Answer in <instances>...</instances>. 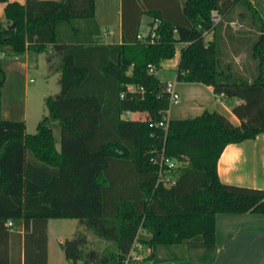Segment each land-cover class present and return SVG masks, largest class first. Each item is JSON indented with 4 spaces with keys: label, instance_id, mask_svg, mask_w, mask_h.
I'll list each match as a JSON object with an SVG mask.
<instances>
[{
    "label": "trees",
    "instance_id": "1",
    "mask_svg": "<svg viewBox=\"0 0 264 264\" xmlns=\"http://www.w3.org/2000/svg\"><path fill=\"white\" fill-rule=\"evenodd\" d=\"M0 2L6 3L8 26L15 24L12 30L0 24V55L21 58L50 49L47 61L57 58L60 73V92L45 99L47 116L35 134L26 133L23 121L0 120V264H47L50 219H75L109 244L106 251L87 250L86 235L77 233L60 245L70 264H124L135 242L151 253L128 264L163 261L156 255L159 248L183 245L201 250L200 260L211 263L216 215H264L263 190L225 185L217 175L226 146L264 134V22L248 6L258 27L248 77L231 64L221 66L222 24L211 22L213 13L223 18L246 0H185L177 21L131 11L118 45L96 41L95 0ZM145 13L152 18L147 40L160 21L153 44L137 39ZM209 34L212 40H206ZM177 47L176 81L211 88L239 125L208 111L192 119H166V83L156 72L175 57ZM4 83L0 58V95ZM125 112L146 117L127 120ZM166 121L165 130L160 123ZM162 150L181 163L168 188L157 184L158 167L151 162ZM120 174L125 182L117 191ZM9 221L24 223L18 259L12 240L20 238L6 227ZM141 230L149 237H139Z\"/></svg>",
    "mask_w": 264,
    "mask_h": 264
},
{
    "label": "crops",
    "instance_id": "2",
    "mask_svg": "<svg viewBox=\"0 0 264 264\" xmlns=\"http://www.w3.org/2000/svg\"><path fill=\"white\" fill-rule=\"evenodd\" d=\"M184 1L185 0H95L94 19L100 28V35L96 37V41L104 45L121 44L123 23L125 19H129V13L137 9L146 12L160 13L162 16L171 20H180L181 18L178 13ZM13 2L23 5L26 0H7V3ZM5 5L6 3L0 2V24L8 27V23L4 16ZM144 17L149 19L147 22L148 27L152 22V18L148 14L145 13L141 16L139 28V35L141 37H146L149 33V31L144 34L141 33V25ZM50 56H53L50 49L47 53L39 55L26 53L21 58H6L1 54L0 58L3 60V70L5 73V83L2 92L9 87H15L16 78L14 75L16 71L19 75V70L22 68L24 71L32 68L33 71L40 75L43 90H58L60 79V73L57 71L58 59L53 57L51 61L48 62L47 59ZM239 57L241 56L234 57V55H232V59ZM173 59H175L174 64L169 65L170 68L166 70L174 74V83L180 99L178 105L180 117L177 118H180L179 120L192 119L201 115L204 111H208L216 112L224 116L235 126L239 125V121L231 112V108L223 101L215 99L211 88L199 83L177 82L175 71L180 59L178 47ZM164 62L170 63L171 60ZM168 82L171 81H165L164 83ZM25 96H27L26 93ZM47 97L49 96L43 97L44 101ZM130 115H143V118L137 120H143L146 117V114L141 113H130ZM166 119L173 120L171 109L167 112ZM21 121L25 123L26 131L25 115ZM217 175L222 184L264 191V134L257 136L254 140L226 146L217 162ZM51 220L71 221L75 219L48 220L46 231L47 264H51V256L48 247V230ZM10 222H12V228L8 226V223L6 227L11 232L15 222L20 224V229L16 230L14 233V235L19 236L20 240H16L15 238L13 240L16 241L12 240V255L13 258L18 259L22 257L23 254L22 238L25 230L24 223L22 221ZM57 241L59 242V247L61 243L64 242L62 239ZM96 241L99 242L102 240L97 238ZM14 242L16 244L15 246ZM103 243L105 242L103 241ZM215 245V257L211 263H204L200 259L195 258H178L173 255L171 259H167L166 257L163 258V261L153 263V260H151L146 264H264V215H216ZM13 246L17 254L13 251ZM59 249L60 252L58 253L57 259L61 264H66L67 260L65 259L64 253L61 247ZM148 253H151L150 249H148ZM157 258L162 259L160 257Z\"/></svg>",
    "mask_w": 264,
    "mask_h": 264
},
{
    "label": "rangeland",
    "instance_id": "3",
    "mask_svg": "<svg viewBox=\"0 0 264 264\" xmlns=\"http://www.w3.org/2000/svg\"><path fill=\"white\" fill-rule=\"evenodd\" d=\"M246 2L247 3L238 2L234 4L232 10L225 17H219L220 21L218 24H222L220 32L222 37L220 47L221 66L224 67L226 64H231L235 73L240 75L243 74L248 77L249 71L254 68V63L250 59V43L256 38L258 30V27L254 26L252 23L251 10H255L264 22V0H246ZM248 6H251L252 9H249ZM216 14L217 13H213L212 16ZM148 20L149 19L147 17L143 18L141 25V33L143 34L149 31V27L147 25ZM230 37H232V40H230ZM212 38V34L206 36V40H212ZM232 55H234V57H241L232 59ZM174 62L175 59H172L170 63L164 62L161 68L156 72V76L161 82H174L173 72L166 70L167 68H170L169 65L174 64ZM14 77L16 78L15 87H9L4 92L1 91L0 120L21 121L25 115L26 132L28 134H35L37 124L45 116H47V110L45 108L43 97L57 95L60 92V87L56 91L43 90L42 79L37 72L33 71L32 68H29L28 70L26 69L25 71L22 68L19 70V75L16 71ZM25 93L27 96H25ZM179 102L180 99L177 104L170 105L173 120L180 119L177 118L180 117L178 112ZM141 118H143V115H130L127 120H137ZM117 177L118 179L115 186H117V191H119V188H122V185H124L123 183L125 182V178L121 174L119 176L117 175ZM19 229L20 224L15 222L12 233H15V231ZM80 232L85 233L87 236V250L93 249L95 251L102 252L108 249L109 244L106 242L103 243V241L97 242V238L92 233L87 232L76 220H51L48 230V247L51 256V264H61V262L57 259L58 253L60 252L59 242L57 240H70ZM143 236L146 238L149 237L148 234L141 230L139 232V237ZM15 245L16 244L14 243V246ZM136 250V254L141 258L140 261L149 256L147 249L136 248ZM13 251L17 254L15 247L13 248ZM156 255L162 259L173 255L178 258L187 257L200 259L203 252L201 250H191L187 245H183L172 247L170 251H165L164 249L159 248ZM66 264L70 263L67 261Z\"/></svg>",
    "mask_w": 264,
    "mask_h": 264
},
{
    "label": "built area",
    "instance_id": "4",
    "mask_svg": "<svg viewBox=\"0 0 264 264\" xmlns=\"http://www.w3.org/2000/svg\"><path fill=\"white\" fill-rule=\"evenodd\" d=\"M219 17L220 16H218L217 14L212 16L211 22H212L213 26H216L219 23V21H220ZM158 25H160V21L156 20L154 22L153 27L150 30L149 40H147L148 35L146 37H141L140 35H138L137 39L139 41H147L151 44L155 43L156 40L158 39V35H157V31H156V28L158 27ZM148 70L150 73H152L154 71V67L149 65ZM164 91L168 95L170 105L178 103L179 95L177 93L174 82L166 83ZM129 115H130V112H125L123 114V118L128 119ZM160 126L166 130L167 129V121L165 123H160ZM151 162L158 167L157 184H161L162 186H164L166 188L173 186L175 184V180H176L175 176L178 174V170L181 167V163L174 160V159H170V158L166 157L164 155L163 150L161 152H159V154L156 157L152 158ZM8 226L11 227L12 222L9 221ZM136 248L141 249L142 246L139 245L137 242H135L133 244L129 254L126 257L124 264H128L129 262H137L141 259L136 254L137 253Z\"/></svg>",
    "mask_w": 264,
    "mask_h": 264
},
{
    "label": "water",
    "instance_id": "5",
    "mask_svg": "<svg viewBox=\"0 0 264 264\" xmlns=\"http://www.w3.org/2000/svg\"><path fill=\"white\" fill-rule=\"evenodd\" d=\"M14 26H15V24L13 23V24H11L10 26H8L7 29H8V30H12V29H14Z\"/></svg>",
    "mask_w": 264,
    "mask_h": 264
}]
</instances>
